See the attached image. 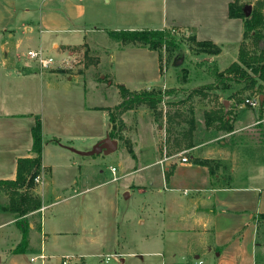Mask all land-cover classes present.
Instances as JSON below:
<instances>
[{"label":"crops","instance_id":"crops-1","mask_svg":"<svg viewBox=\"0 0 264 264\" xmlns=\"http://www.w3.org/2000/svg\"><path fill=\"white\" fill-rule=\"evenodd\" d=\"M230 1L0 0V179H13L17 159L33 156L30 128L38 113L44 143L39 173L41 183L33 191L40 197L43 209L56 205L59 200L65 201L48 218L42 214L36 230L28 227L27 251L23 253L13 252L21 237L15 226L14 214L0 208V229L5 234L0 240V264H41L39 260H29L30 256L41 251L48 255L44 264H61L59 257L64 254L73 255L68 264H97L96 259L93 260L96 257H99V264H103L100 257L103 251L118 254L116 260L123 264L127 257H131L129 264H153L152 259H146L147 255L159 257L160 264H264V224L256 217L258 213H264V147H259L261 158L257 159L252 154L245 165L239 161L236 145L230 151L224 148L214 150L210 146L211 138L192 143L190 158H217L220 162L230 159L233 165L229 175L210 173L207 165L179 161L180 167L169 174L167 189L182 192V198L172 195L170 199L174 206L159 210L163 213L155 237L140 238L141 246L136 250L128 247L123 250L117 247L121 243L120 232L118 224L113 222L117 211V188L107 194L102 188L104 182H87L89 174L86 169L92 159L81 158L68 148L87 150L102 137L103 134L94 136L88 132L94 119L92 115L97 110L108 113L106 133L109 134L112 122L109 121L110 110L105 107L116 105L120 100L110 105L95 104L86 101L84 90L69 91L64 96L70 100L75 97L77 104L68 108V112L64 110L69 116L59 117L58 106L54 100L42 96L41 88L55 86L63 76L66 80H73L84 73L42 70L39 65L38 69L27 72L17 70V66H22L18 64L30 66L35 62L27 56L29 49H39L54 60L60 57L61 61L69 48L89 43L93 46L100 36L104 39L108 37V30L118 29L175 28L193 35L197 40H211L220 45L222 51L223 43L231 34L236 35V39L240 38L238 43L243 34L241 18L228 16ZM217 3L224 5L218 17L212 10ZM155 23L157 25L153 26ZM122 46L111 50L106 66L116 67V60L126 65V77L118 78L112 73L118 99L121 97L116 84L139 90L165 83L156 50L141 44ZM119 53L122 56L116 58ZM16 54L24 55L25 62L17 64ZM126 54L130 59L141 58V62L123 59ZM91 67L94 66L86 69ZM76 111L84 118L77 120ZM249 120L247 125L242 124L240 119L235 120L232 129L225 131L223 137L264 122V112L260 118L256 111H251ZM78 127H85L83 129L88 134L85 132L84 138L78 136ZM52 137L59 138L60 143L49 142ZM159 162L165 170L172 162L171 156L164 153ZM141 168L134 172L125 169L118 179L141 172ZM187 171L189 176H185ZM142 174L143 180L148 178L149 182H153L151 176L147 177L149 173ZM223 178L229 182L217 184L216 181ZM118 179L112 178V181ZM142 183L124 185V196L128 198L136 191H144ZM157 185V190L161 191V180L157 181ZM64 192L66 195L61 196ZM62 208L66 211L65 215ZM102 212L110 214L112 220L101 222ZM137 221L142 224L145 219L139 216ZM125 241L127 243V237ZM23 255L27 256V261L18 263L16 257Z\"/></svg>","mask_w":264,"mask_h":264},{"label":"rangeland","instance_id":"rangeland-1","mask_svg":"<svg viewBox=\"0 0 264 264\" xmlns=\"http://www.w3.org/2000/svg\"><path fill=\"white\" fill-rule=\"evenodd\" d=\"M257 1L258 0H239L244 7L251 6V9L255 6ZM223 6L224 5L221 3L214 4L212 10L217 17ZM156 25L155 23L153 26ZM173 35L175 40L180 44L182 50L180 54L176 50H169L164 46L160 49H156L160 56V70L163 75V82L165 83L159 86H153L148 90L160 89L161 91H170L168 94L163 95V99L158 104L157 110H153L147 104L141 103L132 109H127L119 113V110L116 108L118 103L116 105L113 104L117 102V100H121V98L118 99L116 88H114L112 73L117 74L118 78L120 76L126 77L127 69L125 68L126 65H121L122 61L119 60H116V67H106L110 52L117 47H123L122 45L125 47L140 44L139 42L122 41L111 35H108L109 38L107 37L105 39L103 36H100L101 38L99 37V39H96L93 46L89 43V45L83 44L81 46L71 47L69 48V52L65 55V59L59 61L61 58L57 57L58 59H55L52 66L42 69H61L62 71L73 74H78L79 71L84 73H82L83 75H81L79 79L73 80H66V76H63L64 80L62 79L59 83H55V86L41 88L43 90L41 93L42 96L54 100L58 106L59 117L66 118V116H69L64 113V110L68 112V108L76 106L77 104L75 97L70 100L64 96L67 92L69 93V91L74 93L76 90H84L86 101L89 100V102L102 105L113 104L105 108H107L108 111L110 110L114 116V138L117 139V148L108 154L75 155H80L79 157L81 158L92 159L86 169V172L89 174L87 182H104L102 188H105L107 194H109L108 191H112V189L113 192H115V188H117V199L115 200L117 211L113 216V222L118 224L120 232L119 238L121 243H119L117 247L123 250H126V247L131 250H136L135 248H140L141 246V244H139L140 238L155 237L156 232L159 230L158 224L161 223L160 218L163 213L162 211L159 212V210H163L164 208L169 209V207L174 206L170 199L172 195L182 198V192L176 189H167L169 186L168 178L169 174L172 173L175 168L178 169L180 167L179 157L181 155L188 156V162L200 165L197 159L201 157H189L191 153L189 147L192 143H199L207 138H211L213 140L210 146H212L214 150L224 148V150L230 151H233L236 145L235 151L239 157V161L245 163V165L247 161L250 160L251 157L249 156L252 154L257 159L261 158L259 147H264L262 145L264 144V122L250 125L248 126L249 128H244V130H240L235 134L223 137L224 132L229 130H226L225 127L221 129V127H219L220 123H218L220 120L214 119L217 115L226 114L227 124L231 125V127H233V122L237 119H240L243 122L242 124L247 125L250 124L249 118L251 111H256L257 114L261 111L260 104L256 107H252L244 103L246 97L250 98L259 95V90L256 86L249 87L248 80L245 79L236 82L233 79L220 78L212 74L210 69V67L215 64L219 71H223L232 61L237 59L238 40L240 38L236 39L237 36L231 34L228 41L223 43L222 51L219 54L210 55L197 52L193 48L194 45L189 40L190 34L177 30ZM247 41L248 46L251 47V42L249 40ZM121 56L122 55L119 53L116 55V58ZM122 58L129 59L131 62H141V58L134 57L130 59L127 54ZM145 59L146 57H144V60ZM25 60L26 58L24 55L16 54L17 64L24 63ZM98 62H102L100 63L102 66H97ZM30 64V66L18 64L22 66L21 68L17 66V70L27 72L38 69L37 63L34 62ZM90 65L94 67L86 69ZM237 76L238 74L236 73L232 74V77ZM81 101L82 99H80V102ZM89 102H87V104H89ZM75 110L76 109H74V112ZM263 112L264 105L262 106V113ZM206 114H209V119L213 121L209 126L205 124L207 118ZM37 115L39 114L37 113ZM93 115V123L88 132L94 134V136L103 134L102 137L99 138L101 139L107 134L106 131L109 127L108 113L97 110ZM83 118L84 116L82 113H76L77 120ZM83 128L78 127V129H80L78 136L82 138H84L86 132ZM86 134L88 133L86 132ZM49 142L55 143L51 138ZM76 143L83 142L77 141ZM203 147L206 148L205 146ZM164 153L166 156H171L172 161L165 170L161 168L159 162ZM48 156H51V154ZM207 160L209 161L207 168L210 173L222 172L225 177L229 175L230 167L233 165L230 159L222 160L224 162H220L221 160L217 158ZM236 164H238V162H236ZM111 166L116 168V179L119 178V175L123 173L125 169L127 172H134L137 168L141 166L142 168L140 170L141 172L133 173L129 176L112 181L114 174L111 172ZM142 173H149L147 177L151 176L150 178L153 179V182H149V180H147L148 178L143 180L141 177V175H143ZM181 173L184 174V172ZM156 174H158V176ZM189 175L190 172L187 171L185 176ZM160 180L162 182V187L160 188L161 191H158L157 188L159 186L157 185V181ZM129 182H143L142 185L145 186L144 191H136V193H132L131 196L126 198L123 194V186ZM216 182L217 184H224L225 182H229V180L223 178ZM231 182L237 181L232 180ZM35 186H37L36 183ZM34 188H32V191ZM7 193V189H0V206L7 204ZM64 195H66L65 192L61 196ZM75 200L77 202L78 198L76 197ZM64 203L65 201L59 200L56 205L47 206L46 209H43L44 216L48 218L51 213L60 209ZM78 207L79 205L77 208ZM39 213L41 214L40 211L34 210L25 216L32 230H36L39 225L41 219L39 218ZM63 214H66L64 209ZM100 214L102 215L100 217L101 222H105L107 219L112 220L110 214L104 212ZM139 216L145 219L144 223L140 224L139 221H137ZM1 230L2 229H0V231ZM2 232L3 231L0 232V240L5 236ZM125 237H127V243ZM0 243L2 242L0 241ZM5 243L6 242H4L3 245H5ZM103 252L110 253V251ZM104 253H102V255ZM100 257L103 264H123L114 257H110L107 261L104 260L105 258L103 256ZM49 259L52 261L57 260V258H48L47 260ZM95 259L97 264H99V257L93 258V260ZM127 259L128 260H126L124 264H129L128 261L131 257H127ZM146 259H152L153 264H160V259L157 256L147 255ZM15 260L18 263H24L27 261V256H17ZM33 264H38V262H34Z\"/></svg>","mask_w":264,"mask_h":264},{"label":"trees","instance_id":"trees-1","mask_svg":"<svg viewBox=\"0 0 264 264\" xmlns=\"http://www.w3.org/2000/svg\"><path fill=\"white\" fill-rule=\"evenodd\" d=\"M264 0H258L255 6L246 15L244 6L239 0H231L228 3V16L231 18H241L243 23L242 39L239 42L237 59L232 61L223 71H219L215 64L210 69L212 74L224 79H233L234 81L248 80V86L259 90V95L264 94ZM109 35L116 39L128 42H139L141 45L149 49H160L165 47L169 50H176L179 54L182 52L180 44L175 40L170 28L161 29H118L108 30ZM193 48L197 52H203L210 55H216L221 52V46L211 40H197L193 35L189 37ZM251 47L248 46V41ZM238 74L232 77V74ZM118 93L121 97L116 108L120 112L132 109L141 103L147 104L153 110H157L158 104L162 101L163 95L170 91H161L160 89H142L139 91L130 90L122 84H116ZM166 92V93H165ZM261 111L258 117H262V106L264 99L260 102ZM205 124L207 126L213 123L209 119V114ZM215 120H220L219 127L231 130V125L227 124L226 114L217 115ZM109 121L112 122L109 135L115 137L114 116L109 112ZM226 124V125H225ZM31 131V151L33 156L20 157L16 163V174L13 179H0V188L7 189L8 202L0 208L14 214L15 226L19 229L21 237L17 245L14 247V253H23L27 251V232L29 223L25 216L41 207V199L33 193L32 188L35 186L34 177L41 171V156L43 150V135L41 119L39 115L35 116L34 122L30 128ZM55 143H60V139L52 137ZM201 165H208L207 159H197ZM257 220H261L264 224V213L256 215ZM40 218V213H39Z\"/></svg>","mask_w":264,"mask_h":264},{"label":"built area","instance_id":"built-area-1","mask_svg":"<svg viewBox=\"0 0 264 264\" xmlns=\"http://www.w3.org/2000/svg\"><path fill=\"white\" fill-rule=\"evenodd\" d=\"M170 30H171L172 34H174L175 31L177 32V29H175V28H170ZM27 56L29 59L34 60L39 65V67L41 69L49 68L55 62V60L52 57L45 55L39 49H29L27 51ZM259 96L260 95H256V96H253L250 98L246 97L244 99V103H247V104L251 105L252 107H256L259 105V102H260ZM179 158H180L179 159L180 162H187L188 161V157L186 155H181ZM115 171H116V168L111 167V172H112V174H114L113 179H116ZM34 182L36 184L41 183V179H40L39 174L34 177ZM43 208H44V206L39 209V211L41 212V214H40L41 219H42V214H43ZM41 219H40V222H41ZM101 256H103L105 258L104 259L105 261H107L110 257H114L115 259H118V257H119V255L116 253H104ZM47 257H48V255H46L43 251H41L38 254L30 256L29 260H30V262L39 260L41 262V264H44V261L46 260ZM72 258H73V255L64 254V255H61L59 257V261L62 264H68L72 260Z\"/></svg>","mask_w":264,"mask_h":264},{"label":"water","instance_id":"water-1","mask_svg":"<svg viewBox=\"0 0 264 264\" xmlns=\"http://www.w3.org/2000/svg\"><path fill=\"white\" fill-rule=\"evenodd\" d=\"M251 6L244 7L246 15L249 13ZM263 99V95L259 96V100ZM68 148L80 155H93L97 153L108 154L113 152L117 148V139L106 134L103 138L97 140L90 149L79 150L74 147L68 146Z\"/></svg>","mask_w":264,"mask_h":264}]
</instances>
